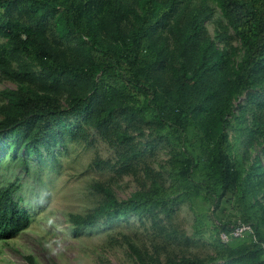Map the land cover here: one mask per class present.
Wrapping results in <instances>:
<instances>
[{
  "label": "trees",
  "instance_id": "obj_1",
  "mask_svg": "<svg viewBox=\"0 0 264 264\" xmlns=\"http://www.w3.org/2000/svg\"><path fill=\"white\" fill-rule=\"evenodd\" d=\"M214 2L222 23L212 36L205 2L0 0V76L14 84L0 90V171L15 163L29 173L26 155L54 162L67 140H86L91 128L137 156L132 133L152 115L158 136L172 139L169 184L151 175L147 188L119 199L95 183L103 199L69 213L72 233L132 215L169 217L186 197L211 198L214 207L232 199L254 227L255 238L215 241L210 261L163 260L127 237L138 264H264V0ZM187 182L194 193L179 198ZM20 189L18 178L0 184V241L32 224Z\"/></svg>",
  "mask_w": 264,
  "mask_h": 264
},
{
  "label": "rangeland",
  "instance_id": "obj_2",
  "mask_svg": "<svg viewBox=\"0 0 264 264\" xmlns=\"http://www.w3.org/2000/svg\"><path fill=\"white\" fill-rule=\"evenodd\" d=\"M202 2L211 8L210 19L205 24L214 36L215 30H221V13L214 0H191L192 5ZM231 44L239 46L236 40ZM13 86L10 80L0 76V90ZM152 118L147 116L148 124L142 133H132L133 144L139 151L137 156H129L123 145L111 144L91 128L87 130L86 140H67L66 146L58 149L54 162L44 156L26 155L29 173L23 164H7L0 171V184L18 178L20 203L34 216L28 229L15 238L0 241V264H30L25 260L26 255L33 256L36 264H138L127 245V237L149 252L158 253L163 260L167 255H186L205 261L215 256L214 243L220 241V227L242 220L244 210L232 199L222 200L214 207L211 198L204 204L202 198L185 196L169 217L164 213L132 215L77 235L71 231L69 213L85 214L101 203L103 193L95 183L111 188L119 199L147 188L151 175L160 173L169 184L164 165L172 139L166 134L158 136L153 124L148 122ZM256 152L257 149L251 151L253 155ZM22 155L21 149L18 156ZM261 159L264 164V157ZM185 185V192L179 198L194 193L193 183ZM201 194L206 196L203 188ZM216 264L223 261L219 259Z\"/></svg>",
  "mask_w": 264,
  "mask_h": 264
},
{
  "label": "built area",
  "instance_id": "obj_3",
  "mask_svg": "<svg viewBox=\"0 0 264 264\" xmlns=\"http://www.w3.org/2000/svg\"><path fill=\"white\" fill-rule=\"evenodd\" d=\"M226 230H220L219 239L223 243H228L229 241L237 238H242L245 236H252L255 238V231L252 224L244 222L241 219H237L229 224H227Z\"/></svg>",
  "mask_w": 264,
  "mask_h": 264
}]
</instances>
